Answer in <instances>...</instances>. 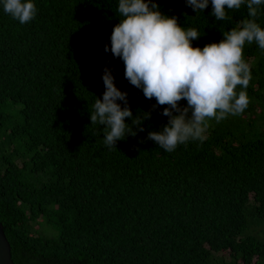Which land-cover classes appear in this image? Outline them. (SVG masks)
Masks as SVG:
<instances>
[{"label": "trees", "instance_id": "1", "mask_svg": "<svg viewBox=\"0 0 264 264\" xmlns=\"http://www.w3.org/2000/svg\"><path fill=\"white\" fill-rule=\"evenodd\" d=\"M154 2L198 30L193 47L250 18L246 4L217 21L211 2L199 14L185 0ZM33 3L36 16L20 24L0 0V222L13 262L264 264V50L246 42L248 107L209 120L202 141L167 152L148 140L168 122L165 105L110 150L90 120L105 67L134 116L156 103L105 51L119 0ZM256 21L264 28V4Z\"/></svg>", "mask_w": 264, "mask_h": 264}, {"label": "clouds", "instance_id": "2", "mask_svg": "<svg viewBox=\"0 0 264 264\" xmlns=\"http://www.w3.org/2000/svg\"><path fill=\"white\" fill-rule=\"evenodd\" d=\"M210 2V15L217 21L231 19L226 9L238 10L245 4L250 18L224 32L219 43L200 48L192 44L200 38L198 30H185L176 16L163 14L154 0H119L121 19L105 51L122 59L125 78L142 90L145 98H155L156 103L142 116L138 111L134 116L128 93L116 86L112 69L105 67L102 79L106 90L102 99L95 100L90 120L91 124L105 126L103 143L110 150L128 135L145 131L144 121L151 119L152 112L160 106L166 105L161 115L168 117V122L161 131L149 132L147 139L167 152L189 141H202L209 120L219 123L248 107L245 89L252 74L243 50L246 42H255L264 50V28L256 21L264 0H185L197 14ZM2 4L3 11L20 24L30 22L37 13L33 0H2ZM237 86L242 90L237 92ZM182 100L187 101V106L181 107ZM126 118L131 119V125Z\"/></svg>", "mask_w": 264, "mask_h": 264}, {"label": "water", "instance_id": "3", "mask_svg": "<svg viewBox=\"0 0 264 264\" xmlns=\"http://www.w3.org/2000/svg\"><path fill=\"white\" fill-rule=\"evenodd\" d=\"M0 258L4 264H15L12 260L11 245L6 237L4 227L0 222Z\"/></svg>", "mask_w": 264, "mask_h": 264}, {"label": "snow or ice", "instance_id": "4", "mask_svg": "<svg viewBox=\"0 0 264 264\" xmlns=\"http://www.w3.org/2000/svg\"><path fill=\"white\" fill-rule=\"evenodd\" d=\"M0 264H4V262H3V259H2V258H0Z\"/></svg>", "mask_w": 264, "mask_h": 264}, {"label": "rangeland", "instance_id": "5", "mask_svg": "<svg viewBox=\"0 0 264 264\" xmlns=\"http://www.w3.org/2000/svg\"><path fill=\"white\" fill-rule=\"evenodd\" d=\"M245 114V113H244Z\"/></svg>", "mask_w": 264, "mask_h": 264}]
</instances>
